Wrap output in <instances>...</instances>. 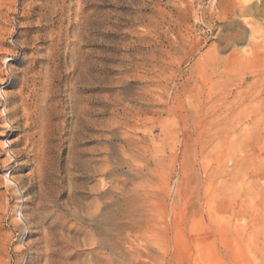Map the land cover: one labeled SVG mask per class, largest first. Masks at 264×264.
I'll use <instances>...</instances> for the list:
<instances>
[{
    "label": "rangeland",
    "instance_id": "1",
    "mask_svg": "<svg viewBox=\"0 0 264 264\" xmlns=\"http://www.w3.org/2000/svg\"><path fill=\"white\" fill-rule=\"evenodd\" d=\"M47 64L45 156L29 144L19 164L3 165L8 141L24 132L0 123V264H21L56 219L82 227L86 257L129 208L141 227L127 242L121 235L120 264H264V0H0V100L31 66L28 95ZM90 99L101 129L85 111ZM115 115H126L133 147L106 131ZM38 131L30 132L39 143ZM10 174L25 179L31 232L17 214L23 196L7 191ZM96 206L105 214L93 229ZM54 227L46 243L59 253L68 231ZM97 252L105 263L111 256ZM82 256L55 264H94Z\"/></svg>",
    "mask_w": 264,
    "mask_h": 264
},
{
    "label": "bare ground",
    "instance_id": "2",
    "mask_svg": "<svg viewBox=\"0 0 264 264\" xmlns=\"http://www.w3.org/2000/svg\"><path fill=\"white\" fill-rule=\"evenodd\" d=\"M51 14V13H49ZM46 16V15H45ZM50 16V15H49ZM47 21V20H46ZM54 31V30H53ZM76 32V31H75ZM81 32V31H80ZM50 33V32H49ZM48 33V34H49ZM67 33V32H66ZM47 35V34H46ZM59 35V33H58ZM81 36V35H79ZM50 38V37H49ZM55 40V39H54ZM79 41V40H78ZM54 42V41H53ZM51 45V44H50ZM53 45V43H52ZM26 47V46H25ZM48 47V46H46ZM81 47V46H80ZM52 48V47H51ZM55 48V46H54ZM56 49V48H55ZM74 49V48H73ZM42 50V49H41ZM78 50V49H77ZM47 51V50H46ZM45 51V52H46ZM54 51V50H53ZM52 51V52H53ZM71 51V50H70ZM55 52V51H54ZM53 52V53H54ZM69 52V51H68ZM73 52V51H72ZM51 53V54H53ZM43 54V53H42ZM39 55V54H38ZM37 55V56H38ZM49 55V54H48ZM46 56V55H45ZM44 56V57H45ZM54 56V55H53ZM74 56V55H73ZM83 55H81L82 57ZM36 57V56H35ZM49 57V56H48ZM78 57H80L78 55ZM33 58V57H32ZM54 58V57H52ZM71 58V57H70ZM49 59V58H48ZM55 59V58H54ZM56 60V59H55ZM49 61V60H48ZM47 61V62H48ZM51 62V61H50ZM32 63V62H31ZM43 64V63H42ZM53 64V63H52ZM41 65V64H40ZM39 65V66H40ZM76 65V64H75ZM73 64V66H75ZM27 66V65H26ZM42 66V65H41ZM45 66V67H44ZM42 67V70L37 74V76L39 75V82L38 83H34V89L33 91L29 92V94L27 95L25 93V87L28 83V75L31 71V66H28L27 69L23 70L22 71L25 73V76L23 77V81H22V85H20L18 91L14 92L13 93H7L5 91H2V95H3V100H0V107L3 106L4 109L3 111H0V123H4V122H7L9 124V127H11L10 130L13 131L12 135H14L15 133H18L19 131H23V135H21L20 137H18L17 139H15L14 141H8V150H4L3 153L4 154H7V157L4 161H2L3 165H7V164H11V163H15L17 162L18 163V160L20 159V157L26 155L25 154V151L28 147L29 144H33L35 146V149L37 148L38 146V150L40 153H43V155L45 156V153L46 151L50 148L47 144H46V141L44 139L45 136H49V129L51 127V123H52V110H53V107L52 105V101H53V89H52V84H53V72H52V69L50 67L49 64L47 65H44ZM54 66V65H53ZM80 66V65H79ZM76 67V66H75ZM57 69V68H56ZM77 70H79L78 68H76ZM34 70V69H33ZM9 74L14 77V72L9 70ZM31 76V75H30ZM36 76V77H37ZM36 79V78H35ZM33 80V79H32ZM30 81V80H29ZM36 82V81H35ZM29 86V85H28ZM33 87V86H32ZM29 89V88H28ZM32 89V88H31ZM30 90V89H29ZM56 91V90H55ZM57 92V91H56ZM72 94V93H71ZM74 97V96H73ZM96 98V97H95ZM88 99V98H87ZM97 99V98H96ZM101 100V99H100ZM76 102V99L74 100ZM90 104L89 106L87 107V110L86 113H87V116L90 120V122L94 123V126L96 124V126H98V128L100 127V129L102 128V124L101 122L98 120L99 116L101 115V109L100 108H97L98 106H96V109L93 108V100L90 99ZM88 101V102H89ZM95 101V100H94ZM97 101V100H96ZM56 102V101H55ZM74 102V103H75ZM57 104V103H56ZM77 104V102H76ZM85 105V104H84ZM87 105V104H86ZM56 106V105H55ZM82 107V106H81ZM85 107V106H84ZM168 112H171V113H175L173 109H169ZM55 113V112H54ZM58 113V112H57ZM127 114V113H126ZM115 119L117 118V121L114 119L113 122H110L109 125H108V128H107V132L108 133H111V135L115 136L117 135L118 133H122L121 135V141L125 144H127L130 147H133V144L131 143L130 139L123 136L125 133L122 132V130L126 127V122H125V117L126 115H123V116H120V115H115ZM85 117V116H84ZM98 117V118H97ZM129 117V116H128ZM58 122V121H57ZM24 123V124H23ZM63 123V122H62ZM90 123V124H92ZM118 124V125H117ZM33 127H36L37 129H39V134L41 136V142L38 143L37 142H34L33 139L35 137H33V135L31 134V129ZM97 129V128H96ZM181 130V128H180ZM103 131V130H102ZM36 132V131H35ZM38 133H36L37 135ZM43 134V135H42ZM104 135V134H103ZM39 135H37L38 137ZM101 136V135H100ZM111 137V136H110ZM105 138V136H104ZM112 138V137H111ZM47 139V138H46ZM36 140V138H35ZM103 141V140H102ZM111 141V140H110ZM26 142V146H22L24 145ZM42 144V145H41ZM113 144V143H112ZM101 145V144H100ZM19 146H22V148H19ZM56 146V145H55ZM127 146V147H128ZM99 148V147H98ZM32 149V148H31ZM45 151V152H44ZM101 151H103L101 149ZM34 152H36L34 150ZM100 152V151H99ZM107 152V151H106ZM181 152V151H180ZM101 153V152H100ZM34 154V153H31V155ZM95 155V154H94ZM106 155V154H105ZM104 155V156H105ZM109 156V155H108ZM38 157H39V154H38ZM48 157V156H47ZM103 158V157H102ZM106 158V157H105ZM108 158V157H107ZM178 158V157H177ZM176 158V159H177ZM42 159H46V158H42ZM97 159V158H96ZM179 159V158H178ZM36 160V159H35ZM34 160V161H35ZM38 160V158H37ZM100 160V159H98ZM44 161V160H43ZM37 162V161H36ZM42 162V161H41ZM40 162V163H41ZM45 162V161H44ZM100 162V161H99ZM35 163V162H34ZM16 164V163H15ZM16 164V165H17ZM98 164V163H97ZM180 164V163H179ZM38 165V168L40 167L41 168V165L40 164H37ZM40 165V166H39ZM95 166V165H94ZM11 167V166H10ZM98 167V165H97ZM182 167V166H181ZM100 170V167L97 168ZM18 170V167L16 169H14L13 172H16ZM102 170V169H101ZM179 170V169H178ZM40 171V170H39ZM42 171V170H41ZM12 172V173H13ZM100 172V171H99ZM36 173V172H35ZM44 173V172H43ZM42 173V174H43ZM94 173V172H93ZM97 173V171H96ZM102 173V172H101ZM174 173V172H173ZM34 174V173H33ZM99 174V173H98ZM98 174H94V175H98ZM136 174H142L143 176H151L152 173L151 172H147L145 173L144 170H136ZM169 174V173H168ZM180 173H178V175L176 177H174V187L172 188L173 190V193H175L176 197H179L181 195V189H182V185H183V182L181 180V177L179 175ZM35 175V174H34ZM40 175V174H39ZM90 175V174H89ZM141 176V175H140ZM32 178V177H31ZM30 178V179H31ZM171 178V177H170ZM35 179V178H34ZM39 179V178H38ZM42 180V179H41ZM105 180V179H104ZM148 180V179H147ZM166 180V179H165ZM24 181L25 179L24 178H19V177H15L13 174H10V175H7L6 176V184H8L7 186V191L10 192V191H16L19 192L22 196H23V205L17 209V214H18V218L20 219V221H22L23 223V228H27L30 232H31V229L33 226V222L36 223V217H37V214H34V215H30V214H27L26 211H25V208H26V197H25V194H26V190L24 189ZM101 181V180H100ZM149 181V180H148ZM168 181V180H166ZM164 182V181H163ZM30 183V182H29ZM105 183V181H104ZM166 183V182H165ZM169 183V182H168ZM102 185V184H101ZM167 185V184H166ZM29 187V186H28ZM26 188V187H25ZM99 188V187H98ZM27 189V188H26ZM170 189V188H169ZM168 189V190H169ZM100 190V189H99ZM103 190V189H102ZM167 190V189H166ZM101 191V190H100ZM95 193V192H93ZM97 196H100V193L97 191L96 192ZM172 193V192H171ZM18 194V193H17ZM16 194V195H17ZM14 196V195H13ZM174 198V196H173ZM172 198V200H173ZM28 200V199H27ZM175 200V199H174ZM28 203V202H27ZM132 206V205H131ZM101 207V206H100ZM100 207H97L96 206V210L97 208H100ZM129 207V206H128ZM134 207V206H133ZM38 208V207H37ZM40 209V208H39ZM124 209V208H123ZM128 209V208H126ZM130 209V208H129ZM128 209V212L127 213H121V218H114L113 221H111L109 223V228H108V234L107 236H105L104 238H100L98 240H95L93 239V243H91L89 246H92V248L90 249L89 253L87 254L86 252V257H89L90 255L94 256L93 259L90 258L89 262H92L94 261V264H120V258L118 256V249H119V244H120V241H122L121 239V235L122 236H125V234H129V236L125 237L124 238V241L127 242L129 241L130 237H132V234L134 235V233L136 232L137 233V229L141 226H138V221L139 220H136L138 217H140L141 215H138L135 214V209L132 208L131 209V212L129 211ZM95 210V211H96ZM102 210V209H101ZM100 210H97L95 213H93L92 215H89V217L87 219H89L90 221H92V226H93V229L94 227L96 226V223L98 224L100 222V220L102 219L103 217V214H105L103 212L100 213L99 212ZM161 212V211H160ZM175 212V207L172 206L171 209H170V212L168 213L169 215H171V213L174 214ZM39 213V211H38ZM162 213V212H161ZM164 213V211H163ZM166 214V213H165ZM42 215V213H41ZM128 215V216H127ZM161 215V214H160ZM167 215V216H169ZM42 217V216H41ZM40 217V218H41ZM17 218V220H18ZM43 218V217H42ZM38 220V219H37ZM33 221V222H32ZM67 221V220H66ZM81 221V220H80ZM141 221V220H140ZM18 222V221H17ZM41 223V222H40ZM51 223V222H50ZM77 223V222H76ZM71 224V223H70ZM40 225V224H39ZM53 225V226H52ZM69 225V224H68ZM88 225V224H87ZM55 226V227H54ZM67 226L66 225V222L63 221L62 219H56L52 224L51 226L49 227H46L47 230H45V236L43 234V237L42 238H38L39 241L37 243V246L34 244V243H30L28 245H26V248H27V251L28 253L24 254L22 253L23 257L22 259L20 260L21 264L23 262H25V264H41V260H44V263L45 264H49L50 262L55 264V263H58V259L60 258V263L62 262L61 261V257L65 255V258L66 257H70L71 255H73L74 257H80L82 256L81 255V252H83L84 250H81V248H84L88 245V242L85 243V240L84 239H81V231L80 228L82 227H79L78 225L76 224H71L70 226H68L67 228L65 227ZM56 229V230H60V231H63V230H67L68 233L66 234L67 235V239H66V243H68L67 247L65 246L66 244H64V247L61 245V247L58 249L59 250V253H57L56 251H53V247L51 248V244L49 243V239H48V242L49 245H47L46 243V240L47 238L50 236H55V234H53V231L52 229ZM45 228V229H46ZM84 228V227H83ZM140 229V228H139ZM83 230V229H82ZM60 231H59V234H60ZM107 231V230H106ZM66 233V232H65ZM63 233V234H65ZM100 234V233H99ZM139 234V233H138ZM83 236V234H82ZM136 236V235H134ZM63 237V236H62ZM53 238V237H52ZM64 238V237H63ZM84 238V236L82 237ZM51 239V238H50ZM58 239V238H57ZM61 239V237H60ZM59 239V240H60ZM54 241V240H53ZM57 242V241H56ZM64 242V241H62ZM129 243V242H128ZM44 244H46V246H44ZM54 244V243H53ZM61 244V243H60ZM123 244V243H122ZM126 244V243H124ZM104 247L107 249H109L111 251V256H107L108 259H106L105 257V261L106 263L104 262V258L101 257L100 254L102 253H99L97 252L98 249L100 247ZM46 247H47V251H46ZM57 247V246H56ZM43 248L45 249V255L42 254V252L44 253L43 251ZM122 248V247H121ZM147 248V247H146ZM53 249V250H51ZM56 249V248H55ZM65 249H68V250H65ZM89 249V248H88ZM102 249V248H101ZM139 249V248H138ZM151 249V248H149ZM86 250V249H85ZM122 250V249H121ZM70 254H69V252ZM139 252L141 251V249L138 250ZM136 252V253H139V252ZM57 253V258H55L53 260V256L55 255V253ZM65 252V253H64ZM80 252V253H79ZM64 253V254H63ZM120 253V252H119ZM122 253V252H121ZM66 254H68V256H66ZM104 254V253H103ZM41 255L44 256V258L42 259L41 258ZM84 255V254H83ZM124 256V255H123ZM133 256V254H132ZM36 257V258H35ZM84 259H87L84 256ZM57 259V260H56ZM80 259V258H79ZM83 259V258H82ZM122 259V258H121ZM64 262L66 261L65 259H63ZM75 260V259H74ZM88 260V259H87ZM70 261V260H69ZM79 261V260H78ZM71 262V261H70ZM67 263L69 264V262L67 261ZM93 263V262H92ZM64 264V263H63ZM91 264V263H89ZM123 264V263H122ZM125 264V263H124Z\"/></svg>",
    "mask_w": 264,
    "mask_h": 264
}]
</instances>
